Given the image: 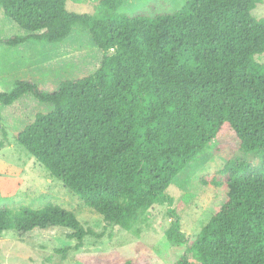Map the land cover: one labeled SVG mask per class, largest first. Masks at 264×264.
I'll use <instances>...</instances> for the list:
<instances>
[{"label":"trees","instance_id":"1","mask_svg":"<svg viewBox=\"0 0 264 264\" xmlns=\"http://www.w3.org/2000/svg\"><path fill=\"white\" fill-rule=\"evenodd\" d=\"M94 1L99 17L68 10L67 0H0L4 15L32 33L2 43L56 44L81 25L103 52L92 74L63 80L53 92L27 79L0 92L5 106L26 93L53 105L24 126L17 143L103 221L123 229L170 202L168 186L204 150L226 148L222 167L202 181L216 196L196 237L182 232L174 214L168 240L186 245L174 264H264V159L258 168L232 156L264 150V62L256 60L264 54V17L252 14L261 0H186L154 15L118 12L122 0ZM52 227L67 229L76 246L94 235L57 204L0 209V236ZM79 260L150 264L145 253L115 250Z\"/></svg>","mask_w":264,"mask_h":264},{"label":"rangeland","instance_id":"2","mask_svg":"<svg viewBox=\"0 0 264 264\" xmlns=\"http://www.w3.org/2000/svg\"><path fill=\"white\" fill-rule=\"evenodd\" d=\"M186 0H122L118 12L154 15L172 12ZM70 11L89 13L94 17L102 12L94 0H67ZM252 14L264 17V0ZM4 15L0 6V92H8L14 81L27 79L41 89L53 92L63 80H74L92 74L100 65L103 52L93 42L85 26L75 25L64 41L56 44L28 39L17 46L1 42L14 35H30ZM256 60L264 62V54ZM53 109L26 93L13 104H0V209L16 212L21 208L40 209L49 203L72 211L82 227L91 229L79 246L60 227L34 229L22 238L11 230L0 236V264H82L83 256L107 255L113 250L122 257L145 253L150 264H174L185 252V244L168 240L174 214L180 229L194 238L211 217L215 188L203 184L222 167L226 148L222 151L208 148L190 162L168 186L170 202L154 204L142 212L128 229L103 221L101 216L61 180L51 176L25 148L16 141V135L37 113ZM226 142V141H225ZM224 142V146L227 143ZM256 167L262 165L264 150L235 151L232 155ZM192 260L190 253H187Z\"/></svg>","mask_w":264,"mask_h":264}]
</instances>
